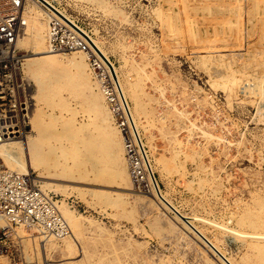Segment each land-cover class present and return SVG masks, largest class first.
<instances>
[{"label": "rangeland", "instance_id": "rangeland-1", "mask_svg": "<svg viewBox=\"0 0 264 264\" xmlns=\"http://www.w3.org/2000/svg\"><path fill=\"white\" fill-rule=\"evenodd\" d=\"M33 1H26V6H32L26 14L44 23L47 18ZM201 1L53 0L76 21L80 30L87 31L85 35L101 43L122 81L139 80L137 92L144 109L140 130L161 192L187 217L208 218V222L195 221L191 231L176 218V212L177 215L164 206L160 197L141 193L135 187L126 190L118 179L106 183L92 178H58L52 181L67 185L70 190H46L57 194L61 204L80 217V228L76 232L72 229L73 248L68 249L64 239H49L46 241L53 245L46 256L42 255L39 245L46 241L21 227V246L14 254L20 264H226L223 251L225 259L233 264H264L260 253L264 240L239 238L229 231L233 227L241 229L236 220L238 214H256L262 207L264 214V206L260 208L264 201V101L252 91V74L262 75V67L255 60L249 61L248 67L239 64L237 53L228 46L232 37L235 36L233 41L240 38L233 21H225L227 27L213 21L216 11L224 9V3ZM45 4L61 13L54 5ZM183 4L206 9L196 23L197 30L205 33L202 39H195L196 35L189 32L179 34L177 10ZM223 28L230 31L224 33L225 38L220 34ZM20 48L28 54L24 47ZM93 90L80 87L78 94H73L68 88L63 89L54 102L42 104L43 119L55 122L58 129L70 121L78 135L97 137L100 141V132L104 130L102 118L97 113L99 124L83 95ZM129 100L134 106V101ZM31 128L30 124L25 136ZM59 135L51 143L61 154V147H72V139L68 134ZM152 137L158 147L155 155L162 159L158 163L148 146ZM31 175L41 187V181H51L39 178L35 170ZM124 191L128 193L121 197ZM137 195L150 198L152 203L146 204ZM141 201L144 205L140 206ZM89 219L93 220L89 221L92 225ZM216 221L228 222L229 230L217 229L213 225ZM170 222H174L175 228L171 229ZM202 235L216 242L220 251L204 243ZM3 261L9 264L7 258Z\"/></svg>", "mask_w": 264, "mask_h": 264}, {"label": "bare ground", "instance_id": "bare-ground-1", "mask_svg": "<svg viewBox=\"0 0 264 264\" xmlns=\"http://www.w3.org/2000/svg\"><path fill=\"white\" fill-rule=\"evenodd\" d=\"M34 1L39 5L38 9H40L44 13V15L46 16L47 19L44 23H40V22H38V20L36 19V17L34 15H29V14L27 15L26 14L25 19L27 22V26L24 28V32L22 33L21 37L18 40V46L19 47L22 46L28 51V54L26 55L27 58L25 61L23 71H24L26 80L30 84H32V86L34 87V92H33L34 104H33V109H32V113H31V125H32L31 129L32 130H31V133L27 134L26 136H22V137H19L17 139H13L11 141H7V142L2 143L0 145V158H1V160L4 162V164L7 167H9L10 169L16 170L19 173H22L25 175H31L32 170H35V171L39 172V176H38L39 178L50 179L51 181H49V180L41 181V182H43L42 188L44 190H46V189L50 190L51 189L54 191L66 193V190L68 189L69 186L58 183L57 181L56 182L52 181L55 179L57 180L58 178H79V179L80 178L81 179H84V178L85 179L86 178L91 179L92 178L95 180L106 181V183L109 181H113L115 179H118L119 184L125 186L124 189L130 190L131 187L134 188L132 175H131V172L129 169V163H128L127 158L125 156L122 137L120 139L121 140L120 145H121V151H122V153H124L125 159H124V161H122L121 164H118L114 161V155L110 151V145L112 143L113 134L110 135L109 132H104V130H101L100 133L102 134V138H100V141H99V139L97 140V137H92V136H87L86 138H84L85 136L81 137L80 135H78L79 133H77L73 129V125L70 121L65 122V124L62 123L63 125L58 129V126H57V124H55V122L53 124L52 122H47L43 119V111H44L43 109L44 108H42V104L48 105L51 102H54L56 97H60V93L63 89L68 88L69 90H71V92L73 94H78V90L80 89V87L83 88L84 90H89L90 88H92L95 90H93L89 93L87 92V93L83 94L84 98L89 102L91 109L94 110L96 113H98V115L101 116L103 127L107 128V127L112 126L114 131L117 130V127L114 123V120H113V117L111 114V111L109 109V105L107 102V97L105 95V92L101 86L99 79L96 78L95 74L93 73V71L90 67L88 53L83 51V50H78V51H72L73 54L70 55V54H68L70 52H61V51L53 50L50 48V45H49V22H50L49 14L50 13L45 10L43 5H46L45 3H50V5H54L61 12L59 14V13H55L52 10V13L54 15L61 16L68 21L70 20L69 21L70 23H71V20H72V22H74V24L76 21L72 17L68 16L64 10H62L57 5H55L53 0H34ZM34 1H33V3H34L33 5L36 4ZM91 1H94V0H91ZM198 1L202 2L201 0H198ZM214 1H217L218 3H224L225 7H223L224 9H222V10L219 9V12L216 11L217 14L215 15V18H212L213 21L216 22L219 26H225V27H227L225 21H228V22L233 21V27H236V30L238 31L240 38H238V36L235 34L237 36L236 41H233L234 37H235L234 36V37H232L233 38V40H231L232 42L231 41L228 42L229 45L227 44V42H226V44L228 46H230V49L233 52L237 53L238 56L236 57V59H238L239 64H243L245 67H248L249 61L255 60V62H258L260 64V66L262 67V68H260L262 75L256 76L254 74V72L252 74L253 75V77H252V81H253L252 91L254 92V94L258 95L261 100L264 101V71H263L264 70V31H263V28H264V0H214ZM209 2H212V1L209 0ZM37 4H36V6H37ZM206 4H207V2H206ZM31 7H32L31 4L28 5L26 8V11H27V9L29 10V8H31ZM215 10H216V7H215ZM119 12H121V11H119ZM177 12L179 13L180 25L178 26V29H179V34L181 36L188 34V32L196 35L195 39H197V40L199 38H201L202 35L205 36L204 35L205 33L201 34V31L197 30V26H199V25L196 24L200 18L199 14H201L202 12H206V9L204 7L199 6V5L197 6L195 4L192 6H189L187 4L186 5L183 4L180 7H178ZM38 13L42 18H44L43 14H41V12H38ZM117 13H118V11H117ZM207 13L209 14V12H207ZM210 14H212V13H210ZM214 14H215V12H214ZM64 15H66V16H64ZM123 17H124V15H123ZM205 18H207V17L205 16ZM71 24L74 25L73 23H71ZM207 25H209V24H207ZM78 29H79V27H78ZM79 31L82 34H84V36L90 41V43L92 44V47L100 55L101 59L105 61L106 64H109V62L112 63V66L114 67V73L117 74V77L121 83L122 90H123L125 96L127 97L129 102H130L129 98L134 101V106H131L133 117H134L136 123L138 124V126L141 127L143 125L142 115L144 113V109H143L142 100L139 97L138 92H137L138 89L140 88L139 80L134 81L133 79L129 78L128 81L127 80L122 81L120 78L118 69L116 68L114 62L109 58L106 50L102 47L101 43L97 39H95V38L91 39L90 37L85 35V33L87 32L85 29L83 30L84 32L80 29H79ZM228 32H230L228 28L227 29L223 28L222 32L220 34L222 35V34L228 33ZM232 34H234V32ZM225 36L226 35L224 34L223 37L225 38ZM223 37H221V38L223 39ZM229 39H228V41H229ZM198 42L199 41H197L196 44ZM192 45H194V44H192ZM216 47H218V46H216ZM204 48H205V46H204ZM188 49H191V48H188ZM200 51H202V50H200ZM222 52H223V49H222ZM213 53H214V51H213ZM214 61H215V59H214ZM109 65L111 67V64H109ZM255 68H256V66H255ZM111 69H112V67H111ZM112 71H113V69H112ZM250 72H252V71H250ZM147 97H148V95H147ZM111 120H113V124L111 123ZM147 122H148V120H147ZM191 127H192V125H191ZM148 128H149V126H148ZM108 131H110V130H108ZM146 131H148V130H146ZM203 132H205V131H203ZM56 134H60V135H64V136H65V134H68L69 137L72 139V147H70L68 149L66 147H61V154L57 153L58 150L55 149L56 146L51 143L52 138H55ZM116 134H117V131H116ZM211 137H213V136H211ZM219 138L221 139V136H219ZM65 139H67V138L65 137ZM153 141H154V137L150 138L148 141V146L152 152V155L155 157L156 163H158V162H161L162 159L156 157L155 154L158 152V147L155 144V142H153ZM179 153H181V152H179ZM69 161H70V163L68 164L67 162H69ZM109 161H111V162L113 161L112 167H109L110 165L107 166V162H109ZM52 176L57 177V178H54V177L52 178ZM68 190H70V189H68ZM136 191H139V190H136ZM161 191H162V189H160V190L156 189V191H154L153 194H155L157 197H160V199L159 198L158 199L163 202L164 206H166L167 209H171L174 211V213L176 212L178 214V216L177 217L175 216V217L178 218V220H180L182 222V225L184 224L185 227L189 226L190 229L194 228V225H196V224H194L195 221H202V223L204 221H206V223L208 222L207 221L208 218L202 219L198 216L187 217V215L180 212V209H178L174 205V203H172V201H169L170 199L168 200L166 195L164 193H162ZM80 192L82 193L83 191H80ZM124 193H128V192H125V191L122 192L121 197H123ZM83 195H84V193H83ZM103 195L106 197L105 194H103ZM99 196H101V195L99 194ZM137 196L140 197V200L144 201L146 204L152 203V200L150 198L144 196V195H137ZM124 197H125V195H124ZM137 200L140 202L139 198H137ZM142 201H141V204H139L140 206L144 205V204H142V203H144ZM119 202H120V200H119ZM59 205H62V204L60 203ZM151 206H149V207L152 209ZM157 206H159V205H157ZM262 206H264V201H261V203H260V208ZM261 209L256 214H254L250 211H247V212L238 214L237 216L235 215L236 220H237V224L241 229L242 228H250V229H252V231H244L241 229H236L234 227L229 230L228 226L226 225L228 223L227 221H226L227 222L226 224H224L222 222L217 223V221H216V223H214V224L211 223V225L213 224L217 229L219 228V229H222L224 231L229 230L230 232H232L234 234V236L235 235L240 236L239 238H244V239L251 238V239H257L259 241L264 240V214L261 213L262 212ZM60 210H61V212L63 211L62 213L68 219V222L70 224L71 229H73L76 232V230L79 229L81 226L80 217L77 216L74 211L67 208L66 205H64V204L61 206ZM164 215H165V213H164ZM233 217H231V218H233ZM155 220H158V218ZM89 221H91L93 223L92 219H89L88 222ZM91 222H89V223L92 225ZM209 224L210 223H208V225ZM229 224H230V222H229ZM163 225H166V223ZM169 226H171V229H173V228H175L176 225L174 224V222H170ZM191 231H193V230L191 229ZM201 232H204V231H201ZM200 234H202V233H200ZM233 234H232V236H233ZM204 235H206V234H204ZM204 235H202L201 236L202 238L200 237V239L201 240L203 239L202 241L204 243L210 245L212 248L217 250L216 242H214L210 238L205 237ZM73 236L74 235H72V233H71V235H68L67 237L62 238V239H64L68 249L73 248V242H74ZM244 239H242V240L245 241ZM34 241H35V239H34ZM51 245H53L51 243V241H46V242H44L43 240L41 241V244L39 245L40 246L39 250L42 253V255H45V252L47 251V249H49V247ZM39 250L37 248V251H39ZM217 251H220V250H217ZM41 253H39V254H41ZM223 253H224V255H223ZM223 253H222V256H223L224 260H226V262H227L226 264H233L230 262V260H228V258L225 259V257H224V256H226L225 252L223 251ZM260 253H262V256H261L262 259L261 260H263V262H264V250L261 251Z\"/></svg>", "mask_w": 264, "mask_h": 264}, {"label": "built area", "instance_id": "built-area-1", "mask_svg": "<svg viewBox=\"0 0 264 264\" xmlns=\"http://www.w3.org/2000/svg\"><path fill=\"white\" fill-rule=\"evenodd\" d=\"M26 1L0 0V145L25 136L31 124L34 87L25 79L23 70L27 56L18 46L27 26ZM43 7L50 13V48L61 52L83 50L88 53L90 67L101 83L122 137L134 187L141 193L152 195L161 187L140 127L133 117L131 104L112 63L109 62L113 71L76 24L54 15L47 5ZM60 203L58 195L44 190L32 175L10 169L0 158V264H5L4 258L9 260V264H20L14 254L21 246L22 237L18 234L21 227L33 231L45 241L71 235L72 229L60 210Z\"/></svg>", "mask_w": 264, "mask_h": 264}, {"label": "crops", "instance_id": "crops-1", "mask_svg": "<svg viewBox=\"0 0 264 264\" xmlns=\"http://www.w3.org/2000/svg\"><path fill=\"white\" fill-rule=\"evenodd\" d=\"M92 112H93V115L92 116L94 118H96L97 121H99V124H100V122H101L100 117L97 115V113L95 111H92ZM103 129H104V132H109L110 135L113 134V136H112V143L110 145V151L114 155V161L116 163H118V164H121L122 161H124L125 157H124V153H122V151H121V145H120L121 135H120L118 129L117 130L115 129L117 131V134H116V131H114V129L112 128V126L107 127V128L103 127ZM107 129L110 130V131H108ZM94 132L96 133V131H94ZM64 141H65V139H63V144H65ZM108 165H110L109 167H112L113 166V161L112 162L111 161L107 162V166Z\"/></svg>", "mask_w": 264, "mask_h": 264}]
</instances>
